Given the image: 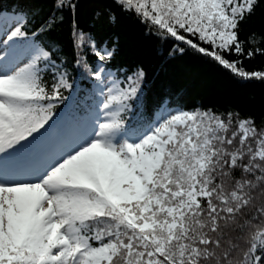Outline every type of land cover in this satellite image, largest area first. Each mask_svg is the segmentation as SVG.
Wrapping results in <instances>:
<instances>
[{"label": "snow or ice", "instance_id": "obj_1", "mask_svg": "<svg viewBox=\"0 0 264 264\" xmlns=\"http://www.w3.org/2000/svg\"><path fill=\"white\" fill-rule=\"evenodd\" d=\"M258 2L113 0L151 32L264 81V70L244 66L264 48L246 50L254 34L239 35ZM75 7L53 0L31 41L20 22L0 31L16 61L0 63V264H264V120L161 107L129 124L145 107L144 72L106 75L113 51L73 20L75 65L101 99L94 119L59 132L74 80L56 42L38 35Z\"/></svg>", "mask_w": 264, "mask_h": 264}, {"label": "trees", "instance_id": "obj_2", "mask_svg": "<svg viewBox=\"0 0 264 264\" xmlns=\"http://www.w3.org/2000/svg\"><path fill=\"white\" fill-rule=\"evenodd\" d=\"M73 2L76 5L74 13L61 11L58 14L64 19L56 29L48 35H38V40L45 43L56 42L57 56L64 61L74 80L73 89L65 93L68 100L59 109L57 119L63 126L59 132L73 123L74 126L82 125L89 120V109L95 108L99 99L95 95L96 82L87 73L82 74V66L75 65V55L81 49L73 47V20L76 31L89 34L101 49L113 51L106 75L110 73L120 82L138 70L144 72L145 107L134 108L129 113V124H136L141 112L159 114L161 107L238 112L240 117H253L257 125L264 120V81L242 80L180 42L151 32L133 15L122 12L113 0ZM52 13L53 0H0V31L5 16H16L31 41L36 26ZM110 13L115 15L113 23L108 22ZM253 34L257 43H246V50L248 47L264 48V0H259L254 13L240 24L241 40L246 41ZM180 47L184 48L183 52L178 50ZM10 52L14 57V50ZM83 52L95 66L96 58L86 44ZM244 66L250 71L264 70V55L245 59Z\"/></svg>", "mask_w": 264, "mask_h": 264}, {"label": "rangeland", "instance_id": "obj_3", "mask_svg": "<svg viewBox=\"0 0 264 264\" xmlns=\"http://www.w3.org/2000/svg\"><path fill=\"white\" fill-rule=\"evenodd\" d=\"M17 21H18V18L16 16H11V15L5 16L3 21L1 22V31H8L10 28H12L16 25ZM10 49L11 48H6V47L0 45V63L8 64L9 66H11V64L16 62L14 57L11 56ZM100 99L101 98L98 99V102ZM97 111H98V109H96V106H95V108H90L89 109V115H90L89 118L94 119ZM74 124L75 123H73L72 126H74Z\"/></svg>", "mask_w": 264, "mask_h": 264}]
</instances>
